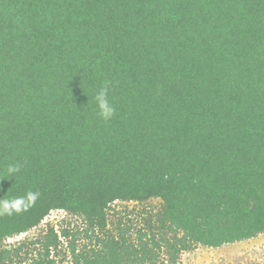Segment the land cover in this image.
Listing matches in <instances>:
<instances>
[{"label": "trees", "instance_id": "1", "mask_svg": "<svg viewBox=\"0 0 264 264\" xmlns=\"http://www.w3.org/2000/svg\"><path fill=\"white\" fill-rule=\"evenodd\" d=\"M29 191L0 264H176L264 233V0H0V198ZM54 210L81 226L7 243Z\"/></svg>", "mask_w": 264, "mask_h": 264}, {"label": "rangeland", "instance_id": "2", "mask_svg": "<svg viewBox=\"0 0 264 264\" xmlns=\"http://www.w3.org/2000/svg\"><path fill=\"white\" fill-rule=\"evenodd\" d=\"M161 208L160 200L150 199L143 203L116 201L109 206L107 221L110 227L120 220L130 219L133 224L140 225L142 220L154 218ZM82 219L63 210L48 213L41 224L27 233L7 240V243L20 240L26 236L36 235L46 226L80 227ZM264 264V233L249 240L224 245L218 248H207L197 245L195 248L180 254L176 264Z\"/></svg>", "mask_w": 264, "mask_h": 264}, {"label": "clouds", "instance_id": "3", "mask_svg": "<svg viewBox=\"0 0 264 264\" xmlns=\"http://www.w3.org/2000/svg\"><path fill=\"white\" fill-rule=\"evenodd\" d=\"M109 87L110 83L105 82L93 96V101L98 110V116L105 122L112 120L116 114V109L109 100ZM20 170L21 168L17 164L9 165L7 168L8 178L15 177ZM39 195L38 192L29 191L22 197L13 199L0 198V216H11L26 211L30 206L35 204Z\"/></svg>", "mask_w": 264, "mask_h": 264}]
</instances>
